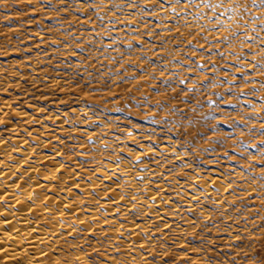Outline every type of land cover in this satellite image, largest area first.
I'll return each mask as SVG.
<instances>
[{"label": "rangeland", "instance_id": "1", "mask_svg": "<svg viewBox=\"0 0 264 264\" xmlns=\"http://www.w3.org/2000/svg\"><path fill=\"white\" fill-rule=\"evenodd\" d=\"M96 2L100 3L101 0ZM112 2L120 4L122 0ZM135 2L144 5L152 3V0ZM208 2L216 5L219 0ZM236 2L247 4L255 16L264 15L252 6L251 0ZM51 3L56 4V0H51ZM195 3L199 5L200 0H195ZM227 3L228 0H225ZM107 4L108 0H104L97 10L104 18L101 21L79 0H69L67 10L59 13L49 6V0H0V137L43 139L41 136L44 134L55 135L51 145L60 149V156L74 158L80 169L87 172L96 166L99 159L101 162H112L117 155L123 154L124 162H127L128 156H132L128 153L130 149L141 151L149 147L156 149L166 143L172 147L175 145V155L178 153L176 156L180 159H173L171 151L160 155V164H157L162 173H167V181L171 180L159 192L167 199L163 203L167 204V209L168 206L173 208L169 210L173 211V215L167 216L170 221L167 228L162 229L156 221H151L150 228L154 230L149 237H144L153 239L148 248L131 249L130 246L127 250L116 245V248L108 251L106 238L93 234L88 237L89 241L78 244L85 259L74 260V264H104L108 258L125 264H182L184 260H189L190 264H230L233 259L236 264H253L250 258L246 260V253L248 257L254 252L264 254V199H259L264 196V181L259 179V174L264 171L260 163L264 155V135L260 134V120L264 117V100L261 99L264 97V87L256 83L255 95L246 90L242 95H237L245 87L241 74L251 71L252 56L247 61L237 60L230 52L234 49L240 54L247 50L248 45L242 47L240 40H236L231 47L221 48L213 39L214 36L226 34L223 30L219 33L213 31L214 20L235 27L240 20L239 13L227 21L223 8L207 9L202 4L199 13L203 15L197 20L196 7L189 8L188 14H185L183 4L177 6L175 0H171L172 7H169L168 0H165L164 6L168 8L166 18L161 10L149 12L141 8L130 15L132 9L108 11ZM173 7L176 8L175 16ZM189 14L195 16V26H190L183 19L184 15ZM116 17L120 19L119 24L112 22ZM259 23L249 21V35L264 37L257 27ZM204 26H207V31H202ZM133 27L138 31H133ZM254 27L255 33L251 31ZM17 36L20 38L17 39ZM204 36H207L209 43L202 39ZM257 44L252 45L256 51L259 50ZM213 47L225 52V58L220 59L215 51H205ZM199 64L204 67H198ZM165 67L168 71L162 72ZM140 69L146 71L139 74L137 79H131ZM121 72L127 80H121ZM153 75L156 79H152ZM253 75L257 80H264L258 73ZM180 79H184V84L179 83ZM224 80L227 82L217 86L218 81ZM106 82H110V92L93 91L102 88ZM201 82L207 87H203ZM193 84L197 86L195 93L189 91ZM252 86L247 85L248 88ZM229 88L231 94L228 93ZM154 89L160 94L157 95ZM114 94L120 99L115 103H102ZM145 94L151 97L153 104L157 100L167 101L180 111L169 116L168 123L160 119L165 113L157 114L155 122L147 120L145 113L152 116L151 109L136 106V101L143 100ZM177 94L178 99H170ZM133 96L135 99H132ZM208 99H214L216 103L209 105ZM89 109H94L100 119L106 121L105 127L94 123L97 117ZM86 112L87 119L84 118ZM19 113H25L29 120H20ZM211 115L220 118L211 121L217 125L218 137L234 136L236 139H226L222 146H214L215 150L208 154L198 150L196 155L199 158L195 159L190 149L193 146H208L200 137L215 138L206 130L207 119ZM58 117L64 118L63 129L66 131L56 128L53 118ZM69 117H74L73 123L65 122ZM245 120L247 128L252 131L243 127ZM13 124L18 131H10ZM230 124L232 127H229ZM80 129L94 132L97 143L93 145L80 138L77 132ZM127 131L134 133L135 138L128 139ZM104 134L107 140L101 139ZM105 143L109 145L108 151L102 150ZM83 147L87 148L86 153L81 151ZM88 148L93 151L89 153ZM113 150L116 155H111ZM146 163L152 164L147 159ZM184 163L190 164L191 168H183ZM249 165L252 167L249 168ZM211 168L223 172L232 182V197L225 199L228 205L218 209L209 197L195 203L196 207L205 209V218H208L212 208H216L215 212H211L212 222L204 227V221L200 220L197 227L187 232H175V222L179 224L183 218L193 222L201 216L197 210L183 203L182 194L175 193L179 191L174 188L177 180L186 184L192 176L208 175ZM234 169L241 171L240 176L228 174ZM245 184L256 189L252 192L253 196L250 193L247 196L242 194ZM92 192L90 196L95 197ZM227 215L230 216L229 221L224 220ZM238 215L241 218L233 221V216ZM114 218L121 224L145 219L133 209L125 216L116 213ZM229 225L232 228L228 231ZM172 237H180L181 244H174ZM210 243H215V250H212ZM136 254L140 256L137 258L139 260Z\"/></svg>", "mask_w": 264, "mask_h": 264}, {"label": "bare ground", "instance_id": "2", "mask_svg": "<svg viewBox=\"0 0 264 264\" xmlns=\"http://www.w3.org/2000/svg\"><path fill=\"white\" fill-rule=\"evenodd\" d=\"M167 9L164 6L162 10L166 18ZM183 19L190 26L196 25L194 15H184ZM18 116L20 120H29L25 113H19ZM53 121L58 130L64 128V118H53ZM9 129L18 131L14 124ZM77 132L82 139L92 136L96 140L94 132L85 129ZM125 134L128 139L135 136L130 131ZM41 137L43 139L0 137V264H72L74 260L83 261L85 257L78 244L84 243L93 234L106 238L108 251H112V247L126 250L130 246L131 249L142 246L148 248L153 239L144 237H149L154 230L150 228L151 221H156L162 229L167 228L170 223L167 216L173 215V211H169L173 208L168 206L167 209V204H163L167 199L160 196L157 189H163L171 180L167 181V173H162L157 163L148 165L145 161L138 170H134L128 161L117 166L114 161L101 162L99 159L96 160V166L87 172L80 169L74 158L65 159L60 156V149L51 145L55 141V135L50 136L47 133ZM172 148L170 143H166L159 145L156 151L149 147L141 151L130 149L128 153L134 158L142 153L159 160L162 157L160 155L171 152ZM82 149L84 153L87 152L86 147ZM92 151V148H88L89 153ZM146 168L149 170L145 171ZM240 172L234 169L228 174L240 176ZM109 173H112L111 177ZM117 175L121 177L119 183L115 182ZM98 176L103 177V180L98 179ZM138 176L144 178L143 182L136 179ZM190 179L186 184L184 181V184L180 182L179 188L176 184L174 188L179 191L182 189L180 192L183 203L204 217L207 213H201V208L196 207L193 196L199 197V202L211 197L214 204L217 200L229 199L231 196V192L225 191L229 187L227 176L217 169L211 168L208 175L192 176ZM244 187L242 194L247 196L250 193L253 196L252 192L256 189L247 187L246 184ZM189 188L191 190L187 191ZM214 188L219 189L220 196ZM91 191H95V197L90 196ZM227 194L229 195L226 196ZM121 195L124 196L123 201ZM133 195L136 196L135 203L131 201ZM106 197L112 199L106 200ZM152 197L156 199L153 200ZM226 206L222 204L216 208L222 209ZM254 206L257 207L256 204ZM132 209L145 219L140 222L128 221L125 224L115 220L116 213L125 216ZM229 217L224 216V220L229 221ZM239 217L240 215L233 216L232 219L239 220ZM175 223V232L184 233L193 228L189 219L183 218L181 223ZM172 239L176 245L182 242L180 237ZM139 255H135L136 259ZM104 264L125 263L108 258Z\"/></svg>", "mask_w": 264, "mask_h": 264}, {"label": "snow or ice", "instance_id": "3", "mask_svg": "<svg viewBox=\"0 0 264 264\" xmlns=\"http://www.w3.org/2000/svg\"><path fill=\"white\" fill-rule=\"evenodd\" d=\"M68 2L69 0H56V4H52L51 0H49V6L51 8H53L54 11H56L57 13L59 12H64L67 10L68 8ZM79 3L83 4L86 6L87 9H90L92 11V13L94 15H96L97 19L103 21V17H101L99 15V12L97 11L104 3V0H101L100 3H97L96 0H79ZM252 6L257 8L258 10L261 11V13H264V0H251ZM175 4L177 6H180L181 4L184 5V13H187V10L191 7H196L198 12L196 15V19L198 20L200 18L201 15H203V13H199V5H197L195 3V0H175ZM200 4H203L207 9H215V8H223L224 11V17L225 20L227 21H231L233 18V15L236 13H239L240 16V20L236 22V26L232 27L230 24L225 23L224 21L221 20H214L213 23V31L219 33L221 30H223L226 34L225 35H217L214 36L213 39L215 41L216 44H219L221 46V48L224 47H231L233 45V42L236 40H240L241 42V46L243 47L245 44L248 45V48L246 51L241 52L240 54H237L235 52V50L233 49L230 54L233 56H236L237 60H244L247 61L249 56H252V61L250 64V70L251 71H245L241 74V78L244 80L245 82V87L242 89L241 93H238L237 95H242L243 92L246 90L249 94L255 95V84L259 83L261 85V87H264V80H257L255 75H253V73H258L260 76L264 77V37L259 36L258 34L256 35H249V21H251L253 24H256L257 21H259L260 23L257 25V27L259 28V31L264 33V15H260V16H255L251 13L250 8L247 4H243V3H238L236 2V0H228L227 5L225 4V0H219V3H217L216 5H213L212 3L208 2V0H200ZM164 5H165V0H152V3L150 4H144L141 5L139 3H136L135 0H122V3L120 4H116L113 3L112 0H108V4H107V10L108 11H115V12H124L126 9H132V12L129 13L130 15H134L137 9H141L143 8L146 11L152 12L155 10H164ZM168 6L172 7L171 4V0H168ZM35 10L33 9V12ZM172 13L173 15H177L176 13V8H172ZM56 17H50V19H55ZM114 24H119L120 23V19L119 17H116L113 21ZM129 24H131L132 22H127ZM177 27H179L177 25ZM207 26H204V28L202 29V31H207ZM133 31H138V28L133 27ZM169 31H171V29H169ZM251 31L253 33L256 32V28H252ZM241 33H243V38L241 37ZM20 37L17 36V39H19ZM31 38V37H30ZM73 39H77L76 37H73ZM202 39L206 42L209 43L207 36L202 37ZM41 40H43V37H41ZM257 41H259V44H257ZM78 43H82V41H78ZM89 43H91V41H89ZM187 43V42H186ZM65 44H67V41H65ZM257 44V48L259 49L258 51L254 50L252 48V45ZM107 49H105L106 51ZM129 50H131V45L129 46ZM206 52H213L215 51L216 55L220 58V59H224L225 58V52L223 51H218L215 49V47L210 48V49H205ZM259 56L260 59H256V57ZM113 60L115 59V57L112 58ZM145 59H147V57H145ZM179 63V61H178ZM138 67V66H137ZM198 67L203 68L204 65L203 64H199ZM212 70H215V62L212 63ZM146 70L144 69H140L139 73L135 76H133L131 79H137L139 74H144ZM168 71V69L165 67L162 69V72H166ZM189 71H191V69H189ZM121 75V80H127L128 78L123 76V72L120 73ZM152 79H156L155 75L152 76ZM206 79H208L206 77ZM128 82H131V80H128ZM227 81H218L217 82V86L222 85L223 83H226ZM180 84H184V79H180L179 80ZM248 84H252L253 86L251 88H248L247 85ZM201 85L203 87H207V85H203V82H201ZM155 90V89H154ZM93 91H111V86H110V82H106L105 85L102 88H97L94 89ZM156 94L159 95V91L155 90ZM189 91L195 93L197 91V86L195 84H193L192 88L189 89ZM231 88L228 89V93L231 94ZM129 92H131V90H129ZM179 98V94H177L176 96L170 97V99L175 100ZM120 99V97L118 95H113L111 97H107L105 98L104 101H102V103H115L116 100ZM132 99H135V97L133 96ZM262 100H264V97H261ZM221 100H223V96H221ZM198 103H200L198 101ZM216 101L214 99H208L207 100V104L212 105L215 104ZM136 106L137 107H149L151 109V111L153 112L152 116L147 115V113H145V118L147 120H152L153 122H155L156 119V115L159 113H165L164 116H161L160 119L162 121H164L165 123L169 122L168 117L169 116H173L175 115V113L177 111H180L179 108H177L174 105L169 104L167 101H160L157 100L154 104L152 103V99L150 96H148L147 94H145V98L143 100H138L136 101ZM74 111V110H73ZM89 111L92 112V114L94 116L97 117L96 121H94V123H97V125L99 127H105L106 126V121L103 119H100V116L97 114V112L94 109H89ZM258 115V114H257ZM84 118L87 119V112L84 113ZM220 119L218 116L215 115H211L208 117L207 119V124L208 127L206 130L210 131L213 134V137H215L214 139H210L208 136H201L200 139L203 141L204 144H207V147H203L202 145L199 146H193L190 151L192 152L193 158L198 159L199 157L196 155L197 151H202L204 154H208L211 151L215 150L214 146H222L223 143L225 142L226 139L228 138H232V139H236L234 136H230V137H224V138H220L216 135L217 133V125L214 123H211L212 120H218ZM67 123H73L74 122V117H69L66 118ZM173 127H175V125L173 124ZM229 127H232V125L230 124ZM243 127L247 128V120H245ZM260 127H261V135H264V117H261L260 120ZM248 131H252L251 128H247ZM102 140H107V135L104 134L101 136ZM86 140L95 145L97 143V140H94L92 136H88L86 137ZM239 143V141H238ZM245 147H247V145H244ZM142 147V146H141ZM109 145L108 144H104L103 146V151H108ZM153 151H156L155 149H153ZM173 159H180V157H177L175 155V145H173ZM111 155H116L115 151L113 150V152L111 153ZM225 156L228 155L227 152L224 153ZM124 155H117L116 156V160L114 161V163L119 166V164L124 162ZM148 161V163H157L160 164V161L156 160L155 158H147L145 157L142 153L140 155H136L135 159L132 158V156H128V163L129 166L131 168H138L139 165L144 164L145 161ZM166 162V161H165ZM260 163L262 165V167H264V155L261 156L260 159ZM162 166V165H161ZM252 165H249V168H251ZM183 168H191V165L188 163H184L183 164ZM149 169H145V171H148ZM95 171V170H93ZM105 171H107V169H105ZM155 174V173H153ZM231 175V174H229ZM109 176H112V173H109ZM163 176V174H162ZM98 179L103 180V177H99ZM121 177L119 175L116 176L115 182L119 183ZM136 179L140 182H143L144 178L143 177H136ZM253 179H255V177H253ZM259 179L260 181H264V171H261V173L259 174ZM231 181H229V187L225 189V191H229L231 192ZM177 188H179L180 186V180L178 179L177 182ZM214 190L217 192V195L220 196L221 193L219 191V189H215ZM161 190L157 189V192L159 193ZM201 191H203V189H201ZM181 192H177V195H181ZM92 195H96L95 191L92 192ZM211 198V197H209ZM106 200L112 199L111 197H106ZM124 196L121 195V201H123ZM151 199L155 200L156 197H152ZM193 200L196 201V203H199L200 198L199 197H192ZM238 199H240L238 197ZM261 199H264V196L261 197ZM136 200V196L133 195L131 197V201L133 203H135ZM215 204L217 207H219L220 205H228V201L227 200H217L215 201ZM232 206V205H229ZM205 211V209L203 207H201V213H203ZM216 208H212L211 212H215ZM226 211V210H225ZM211 212L209 213L208 218H205L203 215H201L199 217L198 220H195L192 222V227L195 228L197 227L198 223L200 220L204 221V227H207V225L209 223L212 222V216H211ZM222 219V217H221ZM213 226H216L215 224H213ZM231 228V225H229V229ZM203 230V229H202ZM106 231V229H105ZM123 236V233H121V237ZM237 239H239V234L237 233ZM210 246L212 248V250H215L216 245L215 243H210ZM85 255H87V253H85ZM245 258L247 259H251L253 264H264V254L258 253V252H254L252 253L251 257H248L247 253L245 254ZM165 264H167V262H165ZM182 264H190L189 260H184L182 261ZM209 264H211V262H209ZM230 264H236L235 259H233Z\"/></svg>", "mask_w": 264, "mask_h": 264}]
</instances>
